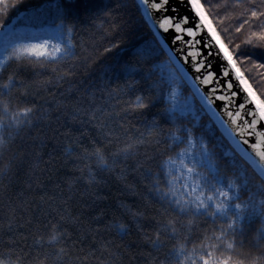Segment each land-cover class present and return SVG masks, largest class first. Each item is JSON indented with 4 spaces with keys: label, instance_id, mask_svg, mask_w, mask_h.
<instances>
[{
    "label": "snow or ice",
    "instance_id": "6c2138e0",
    "mask_svg": "<svg viewBox=\"0 0 264 264\" xmlns=\"http://www.w3.org/2000/svg\"><path fill=\"white\" fill-rule=\"evenodd\" d=\"M232 2L238 4L239 0ZM0 3L3 4L2 11L7 14V0H0ZM18 3L20 0H12V8L16 12H20ZM133 6L140 25L150 37V42L136 52L138 59L135 64L138 71L118 78V82L109 81L102 89L85 86L81 92L77 88L76 95L86 96L91 104L97 99L95 91H101L104 99L110 100L112 106L118 108L117 116L123 112L125 116L139 115L144 118L145 130L137 137L128 133L121 142L116 132L98 119L99 104L89 107L87 112L82 111V104L73 105L71 111L66 113L70 121L82 122L86 115L88 122L94 123L97 131L101 128L104 131L99 139L90 137L85 143L77 142L82 139V134L77 132L71 143L66 142L64 151L70 153L80 149L83 158L89 162V175L85 179L95 182V176L92 175L94 171L113 170L118 158L126 159L136 152L139 145H159V134L155 132L160 127L157 118L172 125L170 132L166 134L168 147L175 144L184 146L163 156L156 173L148 172L153 177L149 194L157 199L159 214H147L121 202L118 205L121 213L103 224L97 221L96 227L106 228L121 238L134 232L141 245L151 250L147 253L151 258L149 264H245V260L230 255L233 252L246 257L247 264H264V96L257 94L238 67L234 52L226 46L213 26L206 9L216 8L217 5H210L208 0H135ZM28 7L29 5L25 6L19 17L14 13L7 20L0 21V28L14 30L18 20L24 18ZM30 7L41 11L54 9L55 16L44 33L47 38L15 36L6 41L0 52V70L15 62L14 67L0 79V148H6L21 128L33 124L32 116L39 97L35 91H29L30 85L43 87L46 92L49 85H55L48 94L62 95L58 93V87L65 77L71 78L76 74L73 65L64 67L62 58L81 59L75 50L74 25L65 22L63 0H48L47 4H32ZM120 7L119 3L111 8L104 7L99 15L114 17L113 9ZM243 13L253 19L260 18L258 30L250 31L244 43L260 49L259 59H252L251 64L264 68V0H259L258 4L248 0ZM95 22L98 26L103 23L99 19ZM240 23L247 24L249 21L241 20ZM120 28L121 23L113 20L106 31L115 34ZM238 29L239 25L236 30ZM113 38L115 43L109 42L106 48L100 50L101 54L121 45L119 35H114ZM237 47L238 44L231 46L232 49ZM162 52L171 54L168 61L153 62ZM252 55L253 53L239 54V59L247 61ZM97 59V56L85 55V68H90ZM140 61L152 71L145 74L140 70ZM168 62L174 67L165 73L163 70ZM29 66L38 79L26 81L25 76L21 75ZM157 67L161 69L159 79H149ZM36 69L47 70L48 75H42ZM185 84L190 86V91L183 97L182 103L180 97ZM74 88L76 85L69 82L66 91L71 94ZM261 91L264 92V89ZM29 95L31 99L28 98ZM117 96L121 99H116ZM196 99L201 112L211 113L205 125L199 123L196 115L197 108L193 103ZM150 111L152 119L147 120ZM189 111L194 120L177 125V113L180 117H185ZM107 112L109 108L106 107L103 113ZM77 116L81 118L80 121H77ZM225 116L227 119H224ZM245 116L251 119H246ZM213 119L223 135L233 140L244 160L258 175L256 183L261 192L259 199L255 198L253 192H249L248 197L241 200L239 190L248 184L246 178L242 181L238 179V175L243 176V172L235 175L213 161V153L206 139V129ZM120 127L123 128L124 125L121 124ZM197 128L201 131L197 132ZM85 131L89 129L86 128ZM67 132L66 128L65 134ZM114 136H117L115 140L112 139ZM145 137L152 139L148 141ZM245 137L254 140L250 141ZM240 141L249 145L252 151L242 149ZM113 145V150L109 151V147ZM144 159L151 157L145 156ZM233 163L238 162L234 159ZM8 167L9 164L6 163L0 171H7ZM137 167L140 165L137 164ZM96 215L104 214L98 212ZM200 217L211 219L215 227L210 233L205 230L199 244L189 246L187 241L191 225ZM64 219L63 215L57 216L46 225L47 233L35 234L27 247L19 243L21 237L5 236L6 243L0 245V264H65L66 259L74 264H90L93 258L98 264H108V261L94 257L95 248L86 252L81 247L79 253L82 255H68L69 245L73 246L72 251H76L74 246L77 241L71 239L72 234L68 228L60 223ZM71 219L73 223H80L77 217ZM257 219L259 224L253 228V222ZM11 225L12 219H9L6 225L0 227L6 226L11 231ZM249 232L251 235L248 237V246L245 247V236ZM79 239L82 242L83 235ZM108 247L109 242L100 245L104 250Z\"/></svg>",
    "mask_w": 264,
    "mask_h": 264
},
{
    "label": "trees",
    "instance_id": "16d2710c",
    "mask_svg": "<svg viewBox=\"0 0 264 264\" xmlns=\"http://www.w3.org/2000/svg\"><path fill=\"white\" fill-rule=\"evenodd\" d=\"M253 4H258L259 0H251ZM9 5L8 13L5 14L3 4L0 3V21L7 20L14 13L17 17L20 12H24L26 5H29L23 19H19L17 24L27 28L50 27L55 16V10L43 11L33 9L30 5L37 6L47 4L48 0H20L16 9L12 8V0H7ZM119 3V9H113L114 17H102L99 12L102 8H111L112 5ZM135 0H63L65 5V22H71L74 25L73 40L76 44V54L81 57L80 60H72L67 57L62 58L64 67L73 65L75 75L71 78L65 77L64 82L58 87V93L51 92L49 85L46 92L43 87L35 84L30 85L29 91H35L39 99L36 101V108L32 116V126L21 128L6 148H0V169L6 163L9 164L7 171H0V225H6L9 219H12L11 231L6 226L0 227V245L6 243L5 236L21 237L19 243L27 247L32 238L37 233H47L46 225L59 215L65 219L60 223L68 228L72 234L71 239L76 240V251H72V245H69V256H75L79 249L84 247L85 251L95 248L94 257L108 261V264H149L150 257L147 255L151 251L146 246H142L133 232L123 238L115 233L109 232L106 228H97L96 222L100 224L107 219L121 213L118 205L123 202L137 210H143L147 214L158 213L157 199L149 194L150 182L152 176L148 174L157 172V166L163 156L175 152L183 144H175L169 148L166 134L170 132L172 125L164 123L157 118L160 127L155 129L159 134V145L148 143L139 145L134 154L126 159L120 157L116 160V166L110 171H94L95 182L86 180L88 173V161L83 158L80 149L66 153L64 148L67 143H71L76 138L77 132L82 134V139L78 143H85L90 137L99 139L104 129L99 131L94 123L88 122L85 115L82 122L70 121L67 112L71 111L73 105H83L82 111L87 112L89 107L100 105L97 112L99 120L103 121L106 127L116 132L118 138L123 142L128 133L137 137L145 130L146 120L141 116H125L123 112L117 116L118 108L112 106L110 100H105L101 91H95L97 99L89 104L88 98L84 95L77 96L76 89L81 92L85 86L89 88L102 89L109 81L118 82V78L126 77L130 72H137L135 61L138 59L136 52L144 48L149 42V33L140 25L139 16L133 6ZM208 3L217 5L216 8L206 9L213 26L216 28L222 41L234 52L237 59V65L257 91L258 95L264 96V68L251 64L252 59H259V48H254L251 44L244 43L245 38L250 31H257L261 21L247 17L243 13L248 0H239L238 4H233L232 0H208ZM240 13V15H237ZM223 17V19H221ZM99 19L103 23L96 24ZM113 20L121 23L118 33L106 31V27ZM241 20H248L249 23L241 24ZM239 25V29L237 26ZM4 28H0V32ZM114 35H119L121 45L110 50L108 53H100L102 48H106L109 42L115 43ZM255 39V38H253ZM239 42V43H238ZM233 44H238L236 49H232ZM253 53L249 60L239 59V54ZM85 55L97 56L98 59L90 68H85L83 57ZM168 61V53L162 52L155 57L153 62ZM14 63L7 68L0 70V79L14 67ZM23 63V62H22ZM141 69L145 74L152 71L147 64L140 61ZM78 65V67H77ZM174 66V65H173ZM42 75H48L47 70L36 69ZM27 80H36L33 69L29 66L21 72ZM53 75H55L53 73ZM135 78V77H133ZM149 79H159L157 68ZM76 85L72 93L66 91L68 83ZM185 94L190 91V86L185 84L183 87ZM31 99V95L28 97ZM116 99H121L117 96ZM126 99V98H125ZM60 101V103H57ZM198 113L201 115L199 123L205 125L208 123L211 114L200 111L198 99L194 100ZM109 108V112L103 113L104 108ZM103 113V114H102ZM147 120L152 119V112L147 114ZM81 118L77 116V121ZM193 119L178 117L177 125L187 124ZM123 124L124 127H120ZM132 125H136L133 127ZM213 119L211 125L206 129V139L208 146L213 153L212 159L222 169L227 168L233 174L238 175L243 172V176L238 175L239 180L247 179L248 184L240 189L241 200L248 197L249 192H253L256 199H259L261 192L257 189L259 179L252 166L231 145L228 138ZM68 129L65 134V129ZM89 131H85V129ZM197 132L201 129L197 128ZM7 134V129L4 130ZM117 136L112 137L113 140ZM151 141L152 137H145ZM115 145L109 147L112 151ZM229 150L232 155L226 153ZM148 156L151 159L145 160ZM79 157V159H78ZM238 163H233V160ZM137 164L140 167H137ZM94 168V163L92 164ZM162 175V173H161ZM133 187H129V186ZM15 209V211H13ZM103 213V216H97L96 213ZM72 217H77L80 223H73ZM218 224L219 221H216ZM259 220L253 222L252 227H256ZM215 225L211 219L200 217L191 225L188 245L199 244L205 230L212 232ZM91 229V231H89ZM93 234L95 239H93ZM83 235L82 242L79 237ZM245 236V247L248 246V237ZM123 240V242H121ZM109 242L107 250L101 249L102 243ZM212 242V241H210ZM127 245V247H126ZM111 253V255H110ZM82 255V254H81ZM153 255L155 253L153 252ZM219 255V252H217ZM236 259L245 260L247 258L236 253H230ZM65 264H74L67 261ZM90 264H98L96 259H92Z\"/></svg>",
    "mask_w": 264,
    "mask_h": 264
},
{
    "label": "rangeland",
    "instance_id": "374dc122",
    "mask_svg": "<svg viewBox=\"0 0 264 264\" xmlns=\"http://www.w3.org/2000/svg\"><path fill=\"white\" fill-rule=\"evenodd\" d=\"M48 28L49 27H46V28L43 27V28H38V29L27 28V27L24 28V27L18 26V24H16V28L14 30L10 31V30L4 29V31L2 30L0 32V52L3 51L6 41L12 39L15 36L33 37V38H37V39L47 38V36L44 33L46 32V30ZM173 67H174L173 64L168 62V63H166V67H165V69L163 71L165 73H167V71L169 69H172ZM157 70H158V74H159V77H160L161 69L159 67H157ZM185 95H187V94H185L184 91L182 90V95L180 97L182 103H183V97ZM193 103H194V101H193ZM189 107L191 108V105H189ZM196 115H197L198 118L201 117V115L198 113V108H197ZM178 117H180V116L177 113V118ZM183 118H185V119H193L194 120V117H193L191 111H189L187 116H185ZM199 120H200V118H199ZM195 150L196 149L194 148L193 151H195ZM226 153L229 154V155H232V153L229 150H227ZM239 192H240V190H239ZM240 198H241V195H240Z\"/></svg>",
    "mask_w": 264,
    "mask_h": 264
},
{
    "label": "water",
    "instance_id": "95a60500",
    "mask_svg": "<svg viewBox=\"0 0 264 264\" xmlns=\"http://www.w3.org/2000/svg\"><path fill=\"white\" fill-rule=\"evenodd\" d=\"M169 55H171L170 53H168V56ZM201 89L203 90V86H201ZM211 114V113H210ZM245 118L246 119H251L250 117H246L245 116ZM224 119H227V117L225 116L224 117ZM238 122H239V120H238ZM217 124V123H216ZM218 125V124H217ZM219 126V125H218ZM218 128H220V127H218ZM245 131H248L247 129L245 130ZM236 136L237 137H239V134H236ZM226 138H228V137H226ZM245 139H249L250 141H253L254 140V138H249V137H245ZM228 140H229V142L231 143V145L233 146V148H235L236 149V151L242 156V158H243V155H242V153L240 152V151H238L237 150V148H236V145H235V143L233 142V140H231L230 138H228ZM240 147L242 148V149H244L245 151H248V152H251L252 150L250 149V146L249 145H245V144H243V142L242 141H240ZM253 155H254V153H253Z\"/></svg>",
    "mask_w": 264,
    "mask_h": 264
}]
</instances>
